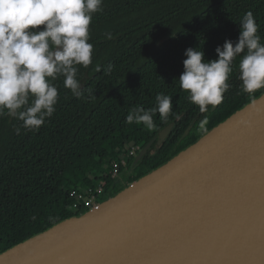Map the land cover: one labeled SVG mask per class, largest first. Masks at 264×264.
<instances>
[{"label":"trees","instance_id":"trees-1","mask_svg":"<svg viewBox=\"0 0 264 264\" xmlns=\"http://www.w3.org/2000/svg\"><path fill=\"white\" fill-rule=\"evenodd\" d=\"M248 11L264 43V0H103V11L93 14L89 28L92 64L77 66L83 96H74L59 77L53 81L58 88L56 111L39 130L0 116V253L85 213L71 210V191L102 187L103 201L116 195L263 94L264 89L252 95L243 92L239 58L223 103L209 106L206 113L179 83L185 51L202 50L206 61L218 59L217 47L226 40L238 42L239 24ZM108 64L113 65L110 74L105 73ZM157 94L172 98L167 120L156 113L153 130L125 122L135 106L156 107ZM205 116L206 131H200ZM171 123L173 129L160 147L154 143L135 167L134 159L119 167L118 174L134 168L124 182L115 184L113 165L132 146L142 149Z\"/></svg>","mask_w":264,"mask_h":264},{"label":"water","instance_id":"water-1","mask_svg":"<svg viewBox=\"0 0 264 264\" xmlns=\"http://www.w3.org/2000/svg\"><path fill=\"white\" fill-rule=\"evenodd\" d=\"M0 264H264V93L95 209L0 253Z\"/></svg>","mask_w":264,"mask_h":264},{"label":"clouds","instance_id":"clouds-1","mask_svg":"<svg viewBox=\"0 0 264 264\" xmlns=\"http://www.w3.org/2000/svg\"><path fill=\"white\" fill-rule=\"evenodd\" d=\"M101 11L103 0H0V116L19 119L27 130H39L56 111L58 88L53 81L59 77L74 96H83L77 66L92 64L89 28L93 14ZM239 25L238 42L226 40L217 47L218 59L206 61L204 52L193 48L184 53L180 87L201 113L223 103L237 58L243 92L252 95L264 89V43L253 12H246ZM106 37L113 38L110 32ZM112 70L108 64L105 73ZM172 107L170 96L157 94L156 107L135 106L125 122L153 130L155 114L167 120ZM208 122L205 116L199 130L206 131ZM15 131L20 134L19 127Z\"/></svg>","mask_w":264,"mask_h":264},{"label":"built area","instance_id":"built-area-1","mask_svg":"<svg viewBox=\"0 0 264 264\" xmlns=\"http://www.w3.org/2000/svg\"><path fill=\"white\" fill-rule=\"evenodd\" d=\"M141 148L139 146H132L127 155L120 162L113 165L114 171L111 178L115 180L118 176L119 167H126L129 160L135 159ZM104 195L102 187L96 190L87 189L85 191H71L70 196L73 197L74 202L71 206L73 212L90 211L95 209Z\"/></svg>","mask_w":264,"mask_h":264},{"label":"rangeland","instance_id":"rangeland-1","mask_svg":"<svg viewBox=\"0 0 264 264\" xmlns=\"http://www.w3.org/2000/svg\"><path fill=\"white\" fill-rule=\"evenodd\" d=\"M134 167L132 166L131 169H125L121 174H118L117 178L115 179V184H119L125 181V179L131 175L132 173V169ZM103 200H100L99 204L102 202Z\"/></svg>","mask_w":264,"mask_h":264}]
</instances>
